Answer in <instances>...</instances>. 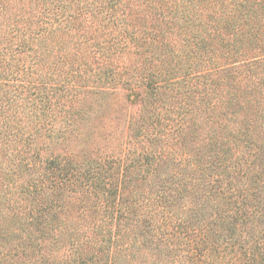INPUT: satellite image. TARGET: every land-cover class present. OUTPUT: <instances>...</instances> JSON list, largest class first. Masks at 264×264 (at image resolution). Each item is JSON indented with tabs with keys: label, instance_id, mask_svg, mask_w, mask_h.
Returning a JSON list of instances; mask_svg holds the SVG:
<instances>
[{
	"label": "trees",
	"instance_id": "1",
	"mask_svg": "<svg viewBox=\"0 0 264 264\" xmlns=\"http://www.w3.org/2000/svg\"><path fill=\"white\" fill-rule=\"evenodd\" d=\"M0 264H264V0H0Z\"/></svg>",
	"mask_w": 264,
	"mask_h": 264
},
{
	"label": "rangeland",
	"instance_id": "2",
	"mask_svg": "<svg viewBox=\"0 0 264 264\" xmlns=\"http://www.w3.org/2000/svg\"><path fill=\"white\" fill-rule=\"evenodd\" d=\"M17 62L18 57L12 60L13 65ZM117 91L122 93L121 90ZM90 102L94 111L85 126L84 133L67 145L70 144L76 151L81 150L79 152H91L98 146L104 147L107 151L116 150L125 139V125H127L122 94L121 96L97 94L90 99Z\"/></svg>",
	"mask_w": 264,
	"mask_h": 264
}]
</instances>
